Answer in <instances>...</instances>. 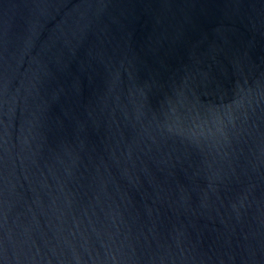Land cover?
Here are the masks:
<instances>
[{"label": "water", "instance_id": "1", "mask_svg": "<svg viewBox=\"0 0 264 264\" xmlns=\"http://www.w3.org/2000/svg\"><path fill=\"white\" fill-rule=\"evenodd\" d=\"M0 264H264V0H0Z\"/></svg>", "mask_w": 264, "mask_h": 264}]
</instances>
